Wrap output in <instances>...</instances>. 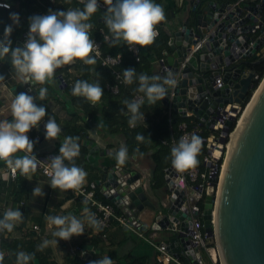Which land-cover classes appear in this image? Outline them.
<instances>
[{"label": "water", "instance_id": "95a60500", "mask_svg": "<svg viewBox=\"0 0 264 264\" xmlns=\"http://www.w3.org/2000/svg\"><path fill=\"white\" fill-rule=\"evenodd\" d=\"M188 5L185 18L168 32L169 51L162 50L164 59L152 69V74L165 76L170 70L175 76L176 85L170 87L161 100L164 106L171 108L172 117L186 115L189 111L200 124L210 127L226 104L246 99L257 79L253 71L243 68L241 59L251 56L264 42V0L255 3L189 0ZM256 31L261 35L255 37ZM26 38V33L22 32L14 39L13 47H22ZM199 40L200 46L193 49ZM0 62L11 68L15 78L17 73L11 66V58L6 56ZM217 77L218 84L214 82ZM53 81L59 89L65 84L61 73L55 74ZM35 85L40 84L27 85L18 79L9 86V91L13 98L20 92L36 97L40 88ZM251 97L237 128L236 123L231 131L236 128L224 157L220 185L214 195H204L199 214L202 229L212 238L222 264H264V74L246 103ZM35 103L43 106L42 100L36 99ZM232 121L233 116L229 115L224 129ZM44 123L35 129L39 140L45 135ZM41 159L49 160L50 156ZM101 171L94 182L101 183V188L109 191V201L122 198L128 208L137 212L144 206L155 208L147 199L141 185L143 180L140 181L136 170L116 162L103 166ZM163 180L167 198L162 210L155 214L152 227L169 230L166 233L168 247L175 255L181 250L192 257L193 251L181 231L185 226L180 223L178 230L172 228V222L185 216L184 207L177 209L170 204L179 200L178 187L172 188V193L167 195L171 181L165 175ZM191 210L197 216L198 207L194 205ZM168 214L173 215L172 221ZM81 249L80 260L89 264L90 246L82 245ZM192 262L198 264L197 260Z\"/></svg>", "mask_w": 264, "mask_h": 264}, {"label": "clouds", "instance_id": "9594fccd", "mask_svg": "<svg viewBox=\"0 0 264 264\" xmlns=\"http://www.w3.org/2000/svg\"><path fill=\"white\" fill-rule=\"evenodd\" d=\"M83 8L69 10H48L44 15H33L28 18L29 30L26 41L22 47H13L10 36L15 26H19L18 13L11 12L9 18L11 24L5 25L3 34L0 35V60L6 56L11 58V66L23 84H45L55 77L58 68L73 64L76 60L86 65H95L97 57L101 55L99 46L92 39L89 23L90 18L98 12L100 4L98 0H79ZM106 11L103 22L107 26L110 35L105 37L110 47L127 45L130 50L133 46L140 48L152 45L158 36L156 26L165 21L166 13L162 5L154 0H103ZM0 7L10 8L9 3L0 4ZM95 54V55H93ZM95 71V69H93ZM99 75V74H98ZM124 83L130 85L134 79H138V92L144 97L137 100H123L128 115V123L135 127L138 121L144 122V112L140 109L144 105L145 98L149 104H156L167 96L170 87L177 83L174 74L169 70L167 75L149 76L145 73L137 77L136 69L128 67L123 70ZM5 76L0 74V82ZM74 96H82L92 104L100 102L104 95L99 82L90 83L87 80H77L72 88ZM47 96V88L41 87L37 96L20 92L15 95L10 105L12 120H0V161H3L10 169L12 178L17 173L29 177L34 174L41 161L33 153L37 141L29 138L28 133L44 123L45 139L56 140L61 134V126L54 116L47 113L45 106H37L36 99L43 100ZM143 140V134L137 136ZM149 139V138H148ZM150 140V139H149ZM79 137L66 136L59 147V154L49 159L50 164L46 169L51 178L50 187L63 191L79 189L86 183L87 172L76 165L75 158L80 154ZM202 139L195 133L190 138L183 137L171 149L172 165L178 172H184L198 166V154L201 150ZM139 150L137 149V152ZM24 155H17V153ZM142 155V153H140ZM117 162L124 165L128 159L126 145H121L114 153ZM68 161V164L65 161ZM7 179V177H5ZM32 195L43 197L45 193L42 187L35 186ZM87 212V209L85 210ZM23 213L19 210L8 209L0 219V232L7 230L12 232L14 227L22 221ZM52 225L57 227L53 233L59 239L69 240L72 236L84 233V224L74 216H48ZM88 223L97 229H101V223L94 214L87 215ZM47 241H45V245ZM57 244V240H56ZM43 250V246L40 248ZM17 264H33L34 254L20 251L16 254ZM4 253L0 252V264H3ZM90 264H113V259L108 256L91 261Z\"/></svg>", "mask_w": 264, "mask_h": 264}, {"label": "crops", "instance_id": "0c3cea01", "mask_svg": "<svg viewBox=\"0 0 264 264\" xmlns=\"http://www.w3.org/2000/svg\"><path fill=\"white\" fill-rule=\"evenodd\" d=\"M8 1L12 5L9 9L16 11L19 7V1ZM188 1L154 0L155 3L163 6L166 13L165 21L157 25L158 30L165 32L169 36L168 32L179 26L182 19L185 18L186 10L189 9ZM246 1L253 3L258 0ZM98 3L101 7H104L103 0H98ZM1 12L2 9L0 14ZM27 13L28 17L21 16L19 26H15L18 32L14 35L12 42L21 36L22 32L27 35L29 17L45 14L39 5L30 11V16L29 11ZM100 20H103V18ZM9 22L10 24L12 23L10 19ZM4 27V23L0 21V28L4 29ZM21 29H24V31ZM2 34L3 30L0 32V35ZM255 35H259V33L256 31ZM166 45V49L169 51L167 41ZM263 47L264 42L256 50V54L260 55L263 52ZM140 49L144 50L145 47ZM146 55L151 60L152 69L155 68L158 57L150 51H147ZM162 56L164 57L163 53ZM81 64H83L82 61L79 62V65H75L74 62L73 64L62 66L56 70L55 74L61 73L62 77L69 81L72 76L79 74ZM0 74L5 76V80L0 82V120L11 121L10 105L14 98L9 91V86L18 81L19 77L15 75V78H13L14 74L11 68L1 62ZM90 78H92V73ZM53 80L54 78L49 81L50 83L47 82L34 87L47 88V96L42 100V104L45 106L48 115L54 116L57 123L62 127V123L69 118L68 113L75 109V106L70 103V99L63 93L62 89L55 86ZM79 97L86 99L82 96ZM88 103L93 107L92 109L95 107V111L90 115L82 113L80 109L77 110L86 123L84 130L87 131L79 139L80 144L83 140L87 141L85 158L79 167H82L87 172V186L98 190L99 185L94 181L100 177L103 166H110L117 162L114 153L119 150L122 144L124 145V136L120 131L109 132L107 130V122L100 111L104 101L100 100L96 104H92L90 101ZM164 107L166 108V106ZM189 114L190 112L186 111V115ZM46 120L47 116L42 122H46ZM77 123L82 124L83 122L79 119ZM35 129H32L28 136L30 139L37 141L33 149L36 157L50 156L51 158L58 155L60 144L66 136L60 135L56 140H46L45 135H43L39 140ZM17 155L22 156L24 153L20 152ZM149 155L150 152L142 155L129 154L126 164L139 174L140 181L143 180L141 185L147 199L155 205L149 193L150 189L154 188L152 185V163ZM30 179L29 177L21 176L19 173H17L15 178H12L10 169L7 168L3 161H0V219L3 218L5 211L8 209H19L23 213L22 221L14 227L12 232H7V230L0 232V252L4 253L3 262L6 263L9 258H15L18 252L24 251L34 254V260L36 259V262L33 260L34 264H84L80 260L81 247L82 245H89L92 250L88 260L89 264L91 261L102 259L105 256L113 259V264H127L131 258H137L144 264H154L155 250L151 241L163 238L159 237L161 228L153 229L151 227L155 214L159 210L161 211L162 208L144 206L138 212L134 209L132 210V214L136 215L137 221L141 224L142 236L118 224L115 220H112L110 225L101 233L87 221V215L90 213L91 207L85 199L76 198L67 191L51 188L49 185L51 179L41 173L39 168L31 175ZM136 182L137 180L133 183L135 184ZM36 185L42 187V191L45 193L43 197H34L32 195ZM161 186L163 187L164 184ZM158 196L163 203L165 199L164 187L160 189ZM117 206L121 210L124 209V206ZM86 209L87 212L85 211ZM48 216H74L83 222L84 233L79 236L74 235L69 240L59 239L53 235L57 231V227L50 223ZM33 225H36V227L34 228ZM45 241H47L46 245ZM42 246L43 250L41 251L40 248Z\"/></svg>", "mask_w": 264, "mask_h": 264}, {"label": "trees", "instance_id": "16d2710c", "mask_svg": "<svg viewBox=\"0 0 264 264\" xmlns=\"http://www.w3.org/2000/svg\"><path fill=\"white\" fill-rule=\"evenodd\" d=\"M18 1L19 7L16 11H12L9 8L0 7V11L2 9L0 21L4 23V26L10 24L9 14L11 12L18 13L20 18L23 15L28 17L27 11H29L30 16V11L36 8L38 5L41 7L42 12L44 13H48V10L51 8H55V10L83 8V5L80 4L79 0H53V2H50L49 0ZM105 11V6H100L98 12L90 18V21H88L93 25V28L91 29V36L96 39H100L101 52L103 54L107 53L113 55L118 53L120 55V62L113 68L119 70L122 77L123 70L128 67L136 69L137 77L141 73L152 76V63L149 59V56L146 55V52L150 51L153 52L158 58L162 57V50L167 48L166 41L168 39V35L165 32L158 30L156 26L158 36L156 37L155 42L152 45L145 47L144 50H141L137 46V51L135 54H133L127 45H123V41H121L122 45L120 46L110 47L109 42L103 40L101 33L99 32V29H101L104 33L108 34L110 38L111 34L109 33L107 26L104 24L103 20L99 19L103 17L102 14ZM1 30H3V28H0V32ZM21 30L24 31V29ZM16 32L18 31H16L14 27V30L10 36V39L12 38L11 40H13ZM135 57H137V59ZM241 61L243 62V68L245 70H251L257 75V79L253 82L252 88L248 91L246 99L239 102V105L243 107L252 90L255 88L258 81L264 74V56L261 57V54L259 55L253 53L251 56L241 59ZM79 62L80 60H76L75 65H79ZM93 69H95V71ZM111 69L112 68L107 65L100 64L99 60H97L95 65H86L84 63L81 64L79 68V74L77 76H72L69 81L63 77L65 84L61 89L63 93L70 99V103L75 106V109L68 113L69 118L64 121V123H62V131L60 135L79 137V139L81 138L86 123L81 118V115H79L77 110L80 109L82 113L90 115L93 111H95V107L92 109L93 107L86 99H82L79 96H74L72 94V88L77 80H87L90 83L98 81L104 92V95L101 98V100L104 101V104L102 105L100 111L107 122V130L109 132L120 131L123 133L124 145L127 146L128 155L132 153L141 155L140 153L145 154L146 152H150L149 157L152 163V185L154 187H159L164 184L163 169L166 166L172 164L171 149L180 141L179 134L181 130L178 127L179 123L182 121L185 122L186 128L188 129L193 126V124L199 123V120L193 115H176L175 117L171 116L170 119H168L166 108L161 103V101H158L153 105L149 104L145 98L144 105L140 109L141 112H144V122L142 120L138 121L135 127H131L128 123L129 116L124 115L121 112V110H123V112H127V108L122 103V101L125 99L132 101L131 97L135 92L140 93L142 97H144V94L137 91L139 86L138 79H134V82L130 85L119 83L116 92L110 91L105 85L114 82V74L112 73ZM91 73L92 78H90ZM79 119L82 120V124L77 123V120ZM233 127V124L229 125L228 131H232ZM206 133L207 130L202 128L199 134L204 135ZM140 134H143L144 136L142 141L137 139V136ZM172 143H175L174 146ZM137 149L139 150L138 152ZM203 151L204 149L201 148L197 157L198 159L199 155ZM85 154L86 149L80 145V154L75 158V163L77 166H79L80 163L84 161ZM66 163L68 164V161ZM198 165L200 166V164ZM95 196L102 202L109 201L97 191H95ZM196 205L198 210L201 211L202 199L198 201ZM120 210L121 209L119 206L114 205V211L116 213H119ZM207 248L210 252L214 251V246L210 239L207 240ZM14 261L17 262V257L9 258L8 261L6 263L3 262V264H11ZM127 264L144 263H142L137 258H131Z\"/></svg>", "mask_w": 264, "mask_h": 264}, {"label": "built area", "instance_id": "2783aa9c", "mask_svg": "<svg viewBox=\"0 0 264 264\" xmlns=\"http://www.w3.org/2000/svg\"><path fill=\"white\" fill-rule=\"evenodd\" d=\"M49 1L53 2V0ZM237 1L240 0H236V2ZM3 3H9L11 5L10 1L8 0H0V4ZM51 10L55 11V8H51ZM100 33L103 40H105V37H109V35L104 33L101 29ZM260 35L261 34L255 35V37H258ZM92 39L99 46L98 50L101 53V55L97 57V60H99L100 64L107 65L112 68L111 71L114 74V82L111 84H106L105 86L110 91L116 92L118 84L124 83V78L122 77L120 71L113 68L120 62V55L118 53L113 55L107 53L103 54L100 50V39H96L94 37H92ZM201 40H199L194 45L193 49H197L200 46ZM133 48L134 50L131 51L133 52V54H135L137 51V46H133ZM135 58L137 59V57ZM163 59L164 57L162 56L159 57L157 61L162 62ZM219 81V77L215 78L214 80L216 84H218ZM139 98H142V95L137 92H135L131 97L132 101L137 100ZM244 106L241 107L239 105V102L226 104L222 108V111H219L218 115L215 117L210 127L205 126L204 124H200L199 121V123H195L193 124V126L187 129L185 122L182 121L179 123L178 127L181 130L179 134V140L183 137L190 138L191 135L195 133L202 139L201 148L204 149V151L199 155L198 159L200 166L198 165L197 167L188 169L182 173L178 172L172 164L166 166L163 169V176H167L168 179L171 181L172 185L171 189L167 191V195L172 193V188L178 187L176 195H179V197L177 198L179 200L178 202L171 201L170 204L175 205L177 209L182 207L185 208V216H183L181 219H178L177 222H172V228L178 230V225L180 223L185 226V229L181 231H183L184 235L187 238L188 247L192 249L193 256L189 257L181 250L180 254L175 255L174 252L168 247L167 239H156L154 241H151V244L155 250L154 264H193L192 260H197L198 264H204L202 260L201 250L203 254L208 258L209 264H222L221 259L215 248V244L212 241V238L208 237L205 231H203L202 229V223L199 216L200 211L198 210L197 216H194L191 209L194 205H196L198 201H200L201 199L203 201V197L205 194H215L224 157L227 151V145L231 135V131H228L229 125L226 129H224L225 120L228 118L229 115H232V124L235 125L244 109ZM230 107H234V109H230ZM166 111L168 119H170L171 108L166 107ZM189 115L193 114L190 113ZM202 128L207 130V133L204 135L199 134ZM83 133L86 134L87 131L83 130ZM174 144L175 143H172L173 146ZM80 145L86 148L87 141L83 140ZM37 158L41 161V164L38 167L40 172L43 173L45 176L49 177L46 173V169L48 168L50 161L43 160L41 159V157ZM66 162L67 160L65 161V163ZM97 185H99L98 190L87 186V184L85 183L81 188L67 190V192H69L72 196L76 198H83L88 202L91 207L90 213L94 214L95 218L101 223V229L99 230V232L103 233L104 230L110 225L111 221L115 220L118 224L129 228L138 235L142 236L141 224L137 221L138 219L136 215L132 214V210L134 208H128L126 206L125 200L122 198L113 202H102L95 196V191H97L100 195L106 198L109 191L102 189L101 183H98ZM166 198L167 196L164 200H166ZM114 205L124 206V209L120 210L119 213H116L114 211ZM168 218L170 221H172L173 215L168 214ZM33 227L35 228L36 225H33ZM151 228L155 229L154 227ZM208 239L211 240L214 246L213 252H210L207 248ZM11 264H17V262L14 261Z\"/></svg>", "mask_w": 264, "mask_h": 264}, {"label": "rangeland", "instance_id": "374dc122", "mask_svg": "<svg viewBox=\"0 0 264 264\" xmlns=\"http://www.w3.org/2000/svg\"><path fill=\"white\" fill-rule=\"evenodd\" d=\"M162 188H163L162 186H160V187H154L153 189H150V191H149V193L151 195V199L154 201L156 208H163V204H162V202H161V200L159 199V196H158L159 193H160V189H162ZM160 232H161V235L159 237L160 238L167 239L166 238V233H168L169 230H166L165 231V230L162 229ZM201 254H202V260H203L204 264H209L208 263V258L203 254L202 250H201Z\"/></svg>", "mask_w": 264, "mask_h": 264}, {"label": "bare ground", "instance_id": "6f19581e", "mask_svg": "<svg viewBox=\"0 0 264 264\" xmlns=\"http://www.w3.org/2000/svg\"><path fill=\"white\" fill-rule=\"evenodd\" d=\"M255 92H256V89H255L254 93H255ZM254 93H253L252 97L254 96ZM252 97H251L250 100L247 102V104H246L245 107H244V110L242 111L240 117L238 118V120H237V124H236V128H237V126H238L240 120L242 119L244 113L246 112V110H247V108H248V106H249V104H250V102H251V100H252ZM236 128H235V130H234V131L231 133V135H230V140H229L228 145H227V150H228V147H229L230 142L232 141V138H233V136H234V133H235V131H236ZM223 165H224V164H223ZM223 165H222V169H221V172H220V176H219V180H218V185H217V186H219V185H220V182H221L222 172H223ZM218 188H219V187H218Z\"/></svg>", "mask_w": 264, "mask_h": 264}]
</instances>
